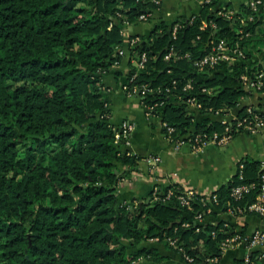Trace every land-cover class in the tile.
Returning a JSON list of instances; mask_svg holds the SVG:
<instances>
[{
	"label": "trees",
	"instance_id": "obj_1",
	"mask_svg": "<svg viewBox=\"0 0 264 264\" xmlns=\"http://www.w3.org/2000/svg\"><path fill=\"white\" fill-rule=\"evenodd\" d=\"M161 7V0H0V264H142L160 259L156 247H139L156 236L174 248L167 236L176 238L194 256L193 264L222 255L221 241L236 232L234 225L198 219L199 210L206 213L200 198L193 208L183 204L179 182L156 183V190L132 203L119 200L122 179L141 156L123 147L125 137L117 140L120 126L110 119L103 75L126 55L124 20L137 22L142 13ZM221 9L234 13L227 16ZM203 20L209 21L205 27ZM134 35L140 39L129 43L126 90L139 87L134 94L155 104L153 111L176 127L174 136L191 127L223 133L225 124L207 109L236 105L247 93L242 74L255 78L264 70V52L257 58L264 43V6L253 10L248 1L237 7L204 0L197 13L155 21L149 35L132 34L129 42ZM221 38L229 53L239 42L246 55L200 67L196 61ZM171 49L174 54L166 58ZM143 52L147 59L138 66L134 60ZM189 79L193 86L185 89ZM145 83L151 89L143 92ZM192 95L202 109L180 102ZM198 112L203 117L198 119ZM246 114L243 105L238 116ZM242 161L243 177L238 170L215 190L220 200L213 214L228 207L251 211L247 207L258 189L241 199L231 189L257 181L263 162ZM132 245L138 248L130 250Z\"/></svg>",
	"mask_w": 264,
	"mask_h": 264
},
{
	"label": "crops",
	"instance_id": "obj_2",
	"mask_svg": "<svg viewBox=\"0 0 264 264\" xmlns=\"http://www.w3.org/2000/svg\"><path fill=\"white\" fill-rule=\"evenodd\" d=\"M162 7L155 10L151 20H139L124 26V53L126 55L120 65L114 66L104 73L106 94L111 108V121L120 123L123 120L133 122L134 128L130 135V142L124 144L131 152L141 156L135 169L126 175L119 187V200L133 201L149 194L154 184H169L179 182L186 188H193L200 193H209L227 183L238 170V163L244 158H253L264 161V132L252 133L240 131L223 142L210 141L202 146L195 147L190 142L179 146L165 134L159 118H148L146 105L138 95L132 94L123 88L126 81L129 61L128 37L132 34L149 35L155 21L164 19L173 21L179 15L197 13L204 0H161ZM239 6L248 0H222ZM261 58L258 54L257 58ZM119 66V67H117ZM117 68L123 72L117 73ZM246 95L238 100L222 115L209 113L213 119L222 117L234 118L241 106L248 104L264 105L263 92L250 86L245 88ZM199 119L202 113H197ZM148 155H158L160 160L152 165L146 160ZM125 167V166H124ZM225 219L233 224L236 232L241 234L233 246L226 248L220 256L218 264H238L246 254H252L253 264H264V245H251L249 239L257 228L264 229V217L253 211L218 209L216 213L205 215L203 221L216 222ZM156 247L160 252V259L146 258L140 260L142 264H193L182 252L166 245L156 238L144 240L140 246ZM138 248L137 245L129 247Z\"/></svg>",
	"mask_w": 264,
	"mask_h": 264
},
{
	"label": "built area",
	"instance_id": "obj_3",
	"mask_svg": "<svg viewBox=\"0 0 264 264\" xmlns=\"http://www.w3.org/2000/svg\"><path fill=\"white\" fill-rule=\"evenodd\" d=\"M160 1V0H157ZM251 8L253 10H259L260 7L264 6V0H248ZM220 13L231 16L234 13L233 9H221L219 11ZM153 13H142L139 16V20H150L152 17ZM251 19L254 18V14H250L249 16ZM245 17L241 18L242 22H245ZM126 25L131 24V22L127 19L124 20ZM214 26H216L215 21H211ZM209 24L208 20H203L202 27H205ZM179 26V23L175 24L174 27V32H176L177 28ZM124 28H122V31L124 33ZM241 31L243 28L240 29ZM140 39L139 35H134L130 42L127 40V46L129 48V43L133 44L137 40ZM229 49L227 40L225 38H221L216 44L213 49L204 55L202 58L198 59L196 63L202 67L205 64L209 65H214L216 64L220 58H226L230 62H235L243 58L246 53L244 47L237 42L234 46H232L231 50L232 52L229 53L227 50ZM173 49H171L166 55V58H170L174 54ZM122 52L124 51V48L122 49ZM147 59V54L146 52H143L141 54V59L137 60L135 59L134 62L138 66H142L145 63V60ZM120 64V63H117ZM128 71V70H127ZM128 80V79H127ZM125 81L123 83V88L126 89L128 88V81ZM242 84L243 87L245 88H250V86H254L255 88L260 89L263 94H264V70L260 71L255 78H253L249 73H243L242 74ZM193 86V82L191 79L187 81L185 84L184 88H191ZM148 89H151L150 87L147 86V83L143 84L142 91L146 92ZM208 90L209 92L210 89L207 87H204V90ZM140 90L139 87H133V89L130 91V93L134 94ZM180 102H183L187 104L190 108L195 109L196 111L199 109L203 108V104L201 101H198L196 96L192 95L189 96L187 99H180ZM143 101V100H142ZM145 103V102H144ZM146 105V115L148 118H152L156 116L159 118L160 123L162 126H168V131L165 133L175 144L176 146H179L180 144L184 142H190L193 146L199 147L202 146L210 141H215V142H223L232 136L235 135V133L240 132V131H248L252 133H263L264 132V105H256V104H248V112L249 114L238 116V114L234 118H229L226 115H223L219 119L225 124V130L223 133H220L218 130H214L211 134L208 133H203V132H196L194 128H190L187 132L185 133H177L175 136L173 134L174 131H176V127L172 125H168V123L162 119L160 114L157 112L155 113L153 111L155 107V104H147ZM209 113L212 114H223L225 113L226 110L223 107L215 108L213 106H209V109H207ZM120 128H117V133L116 137L117 140H119L121 137H125V144L130 142V135L131 132L134 128L133 122L129 120H123L122 122L119 123ZM146 160L152 163V165H155L159 160L160 156L158 155H148L146 156ZM262 171L259 175V179L257 181H249V182H239L237 184H234L231 189V195L236 198V199H241L243 198L248 192H250L252 189H258L256 199L248 204V209L259 214L260 216L264 217V161H262ZM244 162L241 160L238 163V172L240 177H243V169H244ZM126 176L123 177L122 181H124ZM158 184H155L153 186V189H157ZM173 189L170 188L168 190L167 195L170 196L173 193ZM197 194H202L201 197H198ZM158 197V196H157ZM178 198L183 204L188 205L189 207L193 208L194 207V201H197V198H200V209L205 211L206 215L213 213V210H215L216 205L219 203V195L217 192L212 191L209 193H200L195 191L193 188H186L184 187V192L178 195ZM230 205V203H229ZM244 208H240L242 210ZM202 211H198L196 214L198 219H204L205 215ZM185 225H188V222L184 223ZM241 234L239 232H235L234 234L227 235L225 236L222 241H221V247L222 251H224L226 248L233 246L235 242L240 239ZM156 239H159V236L154 237ZM167 239L170 244L173 246L177 247L184 257L189 261L192 262L195 260L194 256L191 255L190 253L186 252L185 248L182 245H179L177 242L176 238H172L171 236H167ZM249 243L251 245H256V244H263L264 245V229L257 228L255 232L252 234L251 238L249 239ZM220 259V256H209L207 257L208 264H218ZM254 260L251 257V255L248 253L245 255L243 258V261L240 264H253Z\"/></svg>",
	"mask_w": 264,
	"mask_h": 264
},
{
	"label": "rangeland",
	"instance_id": "obj_4",
	"mask_svg": "<svg viewBox=\"0 0 264 264\" xmlns=\"http://www.w3.org/2000/svg\"><path fill=\"white\" fill-rule=\"evenodd\" d=\"M260 48H262V51H261V53L260 54H263V52H264V43H261L260 44ZM238 171V170H237ZM125 202H127V203H132L131 201H125Z\"/></svg>",
	"mask_w": 264,
	"mask_h": 264
},
{
	"label": "water",
	"instance_id": "obj_5",
	"mask_svg": "<svg viewBox=\"0 0 264 264\" xmlns=\"http://www.w3.org/2000/svg\"><path fill=\"white\" fill-rule=\"evenodd\" d=\"M168 33H169V35L171 34V30L170 29L168 30ZM169 43H170V40L168 41V44H167L166 47H168Z\"/></svg>",
	"mask_w": 264,
	"mask_h": 264
}]
</instances>
